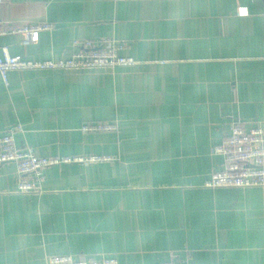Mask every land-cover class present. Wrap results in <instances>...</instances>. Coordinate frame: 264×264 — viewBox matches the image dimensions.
<instances>
[{
  "label": "crops",
  "instance_id": "0c3cea01",
  "mask_svg": "<svg viewBox=\"0 0 264 264\" xmlns=\"http://www.w3.org/2000/svg\"><path fill=\"white\" fill-rule=\"evenodd\" d=\"M0 19L53 25L27 45L0 35L10 55L63 59L110 38L136 61L0 75V136L39 156L112 157L46 167L31 193L1 164L0 264H264V187L205 186L232 123L264 127V0H1Z\"/></svg>",
  "mask_w": 264,
  "mask_h": 264
},
{
  "label": "built area",
  "instance_id": "2783aa9c",
  "mask_svg": "<svg viewBox=\"0 0 264 264\" xmlns=\"http://www.w3.org/2000/svg\"><path fill=\"white\" fill-rule=\"evenodd\" d=\"M1 1V0H0ZM247 10L240 8L238 14L245 15ZM53 29L51 23L11 24L0 19V35L17 34L22 44L37 42L39 34ZM76 50L67 58L57 60H29L19 55H10L6 46L0 47V75L7 83V72L26 69L61 68H114L132 66L135 60L121 54L123 44L115 39H102L98 43L91 40L74 41ZM85 133L112 132L118 129L116 122H88L80 127ZM20 130V126L16 127ZM212 153L221 155L224 167L212 173L206 181L207 187H264V127L257 123L246 128L239 121L232 123L230 133L212 147ZM109 155L90 156H39L31 146L19 147L15 142L14 130L0 136V165L12 162L18 175L17 191L20 193L38 192L37 180L28 179L29 175L39 176L46 167L68 163H90L110 161ZM44 264H118L112 256L74 257L72 255H49ZM174 264H187L184 262Z\"/></svg>",
  "mask_w": 264,
  "mask_h": 264
}]
</instances>
